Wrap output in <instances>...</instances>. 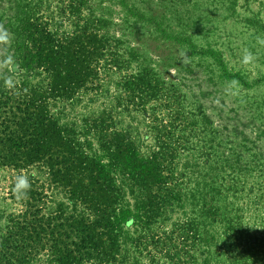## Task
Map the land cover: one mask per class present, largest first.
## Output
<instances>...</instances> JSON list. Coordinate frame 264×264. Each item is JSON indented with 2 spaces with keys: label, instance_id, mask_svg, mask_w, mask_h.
Instances as JSON below:
<instances>
[{
  "label": "trees",
  "instance_id": "obj_1",
  "mask_svg": "<svg viewBox=\"0 0 264 264\" xmlns=\"http://www.w3.org/2000/svg\"><path fill=\"white\" fill-rule=\"evenodd\" d=\"M65 4L70 32L54 28V18L38 3L18 7L15 15L16 7H8V14L0 17V26L12 35L20 54L19 68L39 71L45 80L43 86L22 83L0 92V164L13 169L35 164L46 174L43 181L28 178V198L21 199L18 211L3 216L0 264H34L40 259L42 264H128L120 241L124 228L130 227L137 229L132 252H148V264L156 257L167 264H264V222L251 234L238 214L228 217L241 209L232 210L227 202L229 191L238 192L232 179L227 181L225 168L209 161H202L197 172L178 166L181 152L198 151L190 140L203 127L182 96L155 72L125 73L119 83L121 102L148 114L155 143L149 155L142 156L109 116L85 125L95 151L91 140L81 139L75 129L61 127L51 117V100H72L80 91L98 90L102 75L126 69L116 49L118 40L102 32L106 21L87 15L82 8L86 3ZM223 77L240 81L237 75ZM230 161L226 157L224 163ZM117 177L132 197V214ZM13 186L7 189L9 195ZM52 189L65 195L67 205L48 212L42 202ZM246 191L253 196V184ZM187 199L195 200L211 221L227 215L224 235L233 240L226 241L230 253L225 263L216 260L214 238L193 220L170 221L173 210ZM250 202L257 205V200ZM231 247L240 249L232 252Z\"/></svg>",
  "mask_w": 264,
  "mask_h": 264
},
{
  "label": "rangeland",
  "instance_id": "obj_2",
  "mask_svg": "<svg viewBox=\"0 0 264 264\" xmlns=\"http://www.w3.org/2000/svg\"><path fill=\"white\" fill-rule=\"evenodd\" d=\"M67 1L0 0V17L8 14V7H16L11 11L15 15L19 13L18 7L38 3L44 13L54 18V28L70 32L72 27L65 11ZM78 1L86 3L82 8L87 15L106 21L102 32L118 40L116 49L126 62V69L110 70L102 75L98 90L80 91L72 100H51V117L59 126L75 129L82 135L81 139L91 140L95 151V140L85 135V125L93 119L109 116L119 131L134 140L142 156L149 155L155 143L148 114L121 102L119 83L125 73L141 69L155 72L182 96L186 107L196 114L203 127V132L190 140L198 151L181 152L178 166L197 172L202 161H209L218 168H225L227 181L232 179L230 182L238 192L229 191L227 202L232 204V210L241 209L240 213L232 211L228 217L238 214L242 227L254 234L260 221L264 222V0ZM245 50L256 56L248 65L242 63ZM182 53L187 54V62L183 61ZM8 57L11 64L6 66L4 62ZM20 59L13 37L9 35L8 43H0V92L22 83L29 87L45 84L44 75L39 71L19 68ZM224 73L237 75L240 87H232L229 83L232 79L223 77ZM199 151H202L200 155ZM226 157L231 161L224 163ZM18 175L37 181L46 178L45 170L35 164L17 169L0 164V229L4 225L3 216L18 211L21 206V199L13 192L7 193ZM116 182L132 214V197L120 177ZM249 184L255 188L253 196L247 195ZM48 195L47 202H42L46 211L67 205L60 190L52 189ZM250 200H257V205H251ZM226 216L211 221L200 213L195 200L187 199L182 207L173 210L170 221L193 220L201 232L214 238L216 260L225 263L230 253L225 248L226 241L233 240L224 235ZM136 231L134 227L124 228L120 244L125 253L121 251V255L128 264L136 261L148 264V252L139 256L132 252V237L136 236ZM239 249L231 247L232 252ZM40 260L34 264H42ZM151 264L167 262L163 257H156Z\"/></svg>",
  "mask_w": 264,
  "mask_h": 264
},
{
  "label": "clouds",
  "instance_id": "obj_3",
  "mask_svg": "<svg viewBox=\"0 0 264 264\" xmlns=\"http://www.w3.org/2000/svg\"><path fill=\"white\" fill-rule=\"evenodd\" d=\"M9 33L7 30L3 29L2 26H0V43H8L9 41ZM182 59L184 62H187L189 59L187 57L186 53H182ZM256 60V56L248 50H245V54L242 59V63L245 65L251 64ZM5 65L9 66L11 64V57H8L5 60ZM230 85L234 88H239L240 84L237 80H232L229 82ZM31 189V183L26 175H18L15 178L14 186L12 188L13 194L16 196L17 199H27L28 198V192Z\"/></svg>",
  "mask_w": 264,
  "mask_h": 264
}]
</instances>
